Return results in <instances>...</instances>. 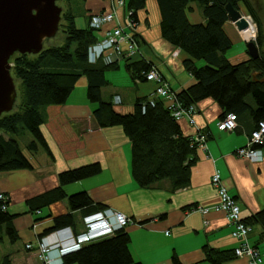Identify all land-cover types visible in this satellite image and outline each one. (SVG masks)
Listing matches in <instances>:
<instances>
[{
	"label": "crops",
	"instance_id": "1",
	"mask_svg": "<svg viewBox=\"0 0 264 264\" xmlns=\"http://www.w3.org/2000/svg\"><path fill=\"white\" fill-rule=\"evenodd\" d=\"M86 1L88 19L85 28L89 27L90 15L109 12L117 3L116 0ZM118 9L117 21L99 31L100 39L118 22L124 23L125 9L120 8L121 15ZM195 15L189 16L191 22H204L200 13L198 17ZM160 25L157 0H146L145 9L138 13L137 24L142 52L156 64L172 90L179 94L195 85L196 79L184 66L189 56L163 39ZM227 32L233 41V48L226 55L228 60L232 64L248 61L250 56L238 44L240 40L232 23L227 26ZM105 67L102 63L93 65L96 70ZM122 67L126 73L120 70ZM115 73L122 79L115 77ZM104 77L106 85L102 88V98L112 103L114 110L122 115L133 113L138 100L152 98L156 88L152 82L133 79L124 62L106 69ZM88 85V77H80L62 108L63 115L84 142L78 156L66 160L44 124L41 130L51 156L43 150L25 153L33 165L32 170L0 173V192L9 197L8 212L16 216L14 226L25 249L27 245L36 246L39 236L54 226L56 218L64 215L72 214L70 227L76 234L84 230L83 219L96 212L93 207L72 212L67 199L48 206L42 203L31 206L29 202L60 187L61 173L99 163L102 167L100 174L64 186L63 190L67 196L87 192L94 204L112 208L131 218L133 224L125 232L131 237L130 251L136 262L175 264L173 258L177 257L180 264H211L206 249L234 251L239 243L232 236L233 227L226 214L215 210L220 198L212 185V177L216 171L220 172L224 186L242 207L243 219L264 210V162L254 164L236 153L246 145L247 138L256 128L250 114L239 116L238 128L228 132L218 127L223 111L217 102L207 99L198 103L195 125L187 118L179 121L184 136L192 139L198 132L207 135L208 153L197 150L189 186L175 191L171 182L165 180L150 188H141L132 176L131 141L122 127H99L94 118L98 105L89 101ZM80 88L83 90L81 98L75 96ZM116 97L121 100L119 104L114 102ZM203 210L209 211L203 213ZM250 226L249 242L260 251L264 261V230L258 224ZM27 254L30 257L34 253ZM246 262V259L235 257L223 264Z\"/></svg>",
	"mask_w": 264,
	"mask_h": 264
},
{
	"label": "trees",
	"instance_id": "2",
	"mask_svg": "<svg viewBox=\"0 0 264 264\" xmlns=\"http://www.w3.org/2000/svg\"><path fill=\"white\" fill-rule=\"evenodd\" d=\"M157 2L163 39L189 56L184 66L196 79L195 85L177 95L180 102L184 106H190L212 99L222 109V119L232 113L237 118L250 114L257 128L258 123L264 121L262 28L256 40L260 58L232 64L226 57L233 48V41L227 32L228 14L219 0ZM226 2L240 11L241 6H244L255 16L249 0ZM145 7L146 0H126V9L133 12V20L137 24L138 13ZM196 10L200 11L204 22H191L189 16ZM76 17L71 11L62 15L67 35L63 45L46 48L38 55L17 54L10 61L14 65L12 75L21 82L20 97L14 110L0 118V173L33 169L32 163L22 153L14 138L20 130H27L33 137L28 145L30 152L43 150L51 156L41 130L44 124L66 160L78 156L84 142L63 115L62 108L80 77L87 76V96L91 103L98 105L94 118L99 127H122L131 141L132 176L136 183L141 188H150L168 180L175 191L189 186L191 168L196 161L198 148L192 145L190 137L184 136L179 121L172 117L164 101L156 100L153 106L149 99L138 100L133 113L122 115L114 110L112 103L103 100L102 88L106 85L104 71L115 66L96 70L93 65L88 64L87 51L89 46L100 40L99 31L90 27L78 28ZM199 62L204 65H198ZM149 68L145 62L126 63V69L136 80L143 81L142 74ZM44 111L47 114L46 120L43 117ZM257 147L264 151V141ZM192 157L194 159L190 160ZM101 171V165L94 163L63 172L59 175L60 187L30 200L29 204L34 206L42 203L48 206L67 199L72 212L89 207H93L94 211L103 210L105 208L94 204L87 192L67 196L63 190L64 186L94 177ZM15 217L0 207V240L6 237L12 245L20 241L14 226ZM244 221L249 225L258 224L264 230V210ZM72 224V214L58 217L54 220V226L45 230L39 238ZM130 243V235L123 230L111 238L89 244L66 256L64 264H141L134 260ZM206 253L211 264H223L235 258L234 251L206 249ZM173 260L175 264H180L177 257ZM0 264L14 263L11 256L7 255L0 259Z\"/></svg>",
	"mask_w": 264,
	"mask_h": 264
},
{
	"label": "built area",
	"instance_id": "3",
	"mask_svg": "<svg viewBox=\"0 0 264 264\" xmlns=\"http://www.w3.org/2000/svg\"><path fill=\"white\" fill-rule=\"evenodd\" d=\"M116 1L115 9L93 14L90 17L89 27L95 31H101L104 26L117 21V8L125 9L124 23L118 22L114 28L106 32L102 39L89 46L87 51L88 64L102 63L105 66H115L121 62L131 63L136 60L147 63L150 68L143 72L142 77L144 81L156 85L153 97L149 99L151 105L154 106L156 100H162L166 103L175 120L181 121L187 118L192 125H195L196 105L184 106L180 102L178 94L172 90L156 64L142 52V45L137 34V23L133 20V12L126 9V0ZM114 102L119 104L121 100L116 97ZM218 127L228 132L235 131L238 128L237 116L233 113L228 114L218 122ZM191 141L192 145H195L199 151L208 153L206 134L198 132ZM263 141L264 121H260L257 128L247 138L246 145L238 149L236 153L239 157L254 164L262 163L264 162V151L257 146L262 145ZM212 185L220 198L215 210L226 214L233 227L232 236L239 243L234 250L235 257L246 259L245 264H264L260 251L249 242L248 237L252 227L245 223L242 217V207L224 186L220 172L214 173ZM9 201V197L0 192V207L3 211L8 210ZM208 211L203 210L202 212L207 213ZM83 224L84 230L80 233L76 234L72 227L66 226L39 238L35 247L27 245V250L36 248L39 253L38 261L35 264H64L66 256L80 251L89 244L115 236L133 224V221L119 211L105 208L85 216Z\"/></svg>",
	"mask_w": 264,
	"mask_h": 264
},
{
	"label": "water",
	"instance_id": "4",
	"mask_svg": "<svg viewBox=\"0 0 264 264\" xmlns=\"http://www.w3.org/2000/svg\"><path fill=\"white\" fill-rule=\"evenodd\" d=\"M61 0H0V118L13 111L18 92L12 76L11 59L17 55H38L60 28L63 8ZM229 22L238 31L247 27L245 16L226 0ZM251 59L260 58L255 41L247 42Z\"/></svg>",
	"mask_w": 264,
	"mask_h": 264
},
{
	"label": "rangeland",
	"instance_id": "5",
	"mask_svg": "<svg viewBox=\"0 0 264 264\" xmlns=\"http://www.w3.org/2000/svg\"><path fill=\"white\" fill-rule=\"evenodd\" d=\"M249 1L252 5V8L254 10V14H255L257 19L255 18L254 15H252L249 11H247V9H245L244 6H241V11H242V13L245 16L246 21H247V27L242 31H238L236 29V27L233 25L236 32H237L236 36L240 40L238 44H240V46H243V49L245 48V50H247V47H246L247 42H252V41L256 42V40L259 36L260 28H262L263 39H264V0H249ZM58 5L63 8L62 15H64L67 11H71L73 14H75L77 16L76 17V25L78 28L82 29V28L86 27L87 19H88V16H87L88 12L86 11L87 10V6H86L87 1L86 0H68V1L67 0H61V4H60V2H58ZM120 10L121 9L119 8L118 14L120 13V15H121L122 13L120 12ZM195 13H196V15H195ZM199 13H200V11L196 10L192 14L198 17ZM64 24H65L64 19H61L60 28H59L57 35L53 39L49 40L50 45H48L47 42L45 43L44 49L52 47V46L58 47V46H61L64 44V42L66 41V38H67V35L64 32ZM230 24L231 23H229L228 25H230ZM263 52H264V45H263ZM11 65L13 68L14 65L13 64H11ZM120 70H122V72L126 73V71H124L125 68L122 67V69H120ZM121 74H123V73H121ZM115 77L119 78L120 75H117L115 73ZM13 78H14V81L16 84V88H17V92H18V98H19L20 97V84H21V82L19 79L15 78L14 76H13ZM119 79L121 80L122 77H120ZM81 92H83V90L81 88L78 89L76 91L75 96L81 98V96H82ZM16 104H17V101H16ZM43 117L46 120V117H47L46 111L43 112ZM44 127L45 126L43 125L41 127V129H43ZM14 138L18 141L20 149L24 155H25V153L30 152V150L28 149V145L32 141L33 137L27 130H24V129L20 130L18 132V134L14 135ZM24 245L25 244L22 241H19L15 245H12L9 243V241L6 237H3L0 240V259L3 258L4 256L10 255L14 264H35L38 261V258H39L38 254L39 253L37 252L36 248L33 250H27V248L25 249ZM28 252H32L34 254L29 257V256H27Z\"/></svg>",
	"mask_w": 264,
	"mask_h": 264
},
{
	"label": "bare ground",
	"instance_id": "6",
	"mask_svg": "<svg viewBox=\"0 0 264 264\" xmlns=\"http://www.w3.org/2000/svg\"><path fill=\"white\" fill-rule=\"evenodd\" d=\"M235 26V25H234ZM237 29V28H236ZM10 202V201H9ZM9 206V205H8Z\"/></svg>",
	"mask_w": 264,
	"mask_h": 264
}]
</instances>
